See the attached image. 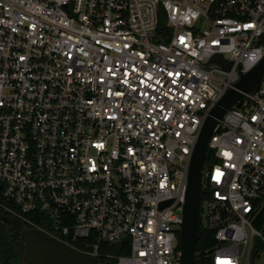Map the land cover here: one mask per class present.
<instances>
[{
	"label": "built area",
	"instance_id": "obj_1",
	"mask_svg": "<svg viewBox=\"0 0 264 264\" xmlns=\"http://www.w3.org/2000/svg\"><path fill=\"white\" fill-rule=\"evenodd\" d=\"M263 37L264 0H0V213L107 264L127 235L116 264H180L202 122ZM207 154L203 257L264 264V76Z\"/></svg>",
	"mask_w": 264,
	"mask_h": 264
},
{
	"label": "water",
	"instance_id": "obj_2",
	"mask_svg": "<svg viewBox=\"0 0 264 264\" xmlns=\"http://www.w3.org/2000/svg\"><path fill=\"white\" fill-rule=\"evenodd\" d=\"M216 63L224 71L232 68V61L225 59L221 53L210 57L208 63ZM238 79L231 84L211 106L205 116L195 145L193 147L186 180L185 199L182 206V222L177 235V246L181 252L180 264H195V244L200 238L201 198L209 191L202 188V168L207 153L209 138L218 121L223 118L232 106L239 107L244 93H253L258 89L259 81L264 76V55L247 71H242L240 64L236 66ZM17 231L18 245L23 264H97V258L88 253L72 249L38 229L24 228L14 217H9L5 210L0 213V231L7 235L6 225ZM123 241H130L127 235L115 241L111 247L108 264H116L117 256ZM199 264H203V256L199 254ZM211 264V263H209Z\"/></svg>",
	"mask_w": 264,
	"mask_h": 264
},
{
	"label": "trees",
	"instance_id": "obj_3",
	"mask_svg": "<svg viewBox=\"0 0 264 264\" xmlns=\"http://www.w3.org/2000/svg\"><path fill=\"white\" fill-rule=\"evenodd\" d=\"M159 26L162 28L165 27V19H164V13L161 9H159ZM167 31V29H164ZM264 41V37L262 39ZM209 160V155L207 154L205 156V163L206 164ZM214 241H213V237L211 235V232H207L205 231L203 228L201 230V234H200V238L196 241L195 244V252L199 251V253H201V255H204V251L206 250V248H209L213 245ZM14 252V249L12 247V244H8V242H6L5 244H1L0 243V260H3L5 258V256L9 257L11 255V253ZM110 253V245L108 244H102L100 246V253L97 259V264H107V257L106 255ZM197 260H195V264H199V259H198V263L196 262ZM203 264H204V257H203Z\"/></svg>",
	"mask_w": 264,
	"mask_h": 264
},
{
	"label": "flooded vegetation",
	"instance_id": "obj_4",
	"mask_svg": "<svg viewBox=\"0 0 264 264\" xmlns=\"http://www.w3.org/2000/svg\"><path fill=\"white\" fill-rule=\"evenodd\" d=\"M7 215L9 217H14L10 214ZM5 227L8 230V234L5 235L0 231V243L5 244L6 242H8V244H12L14 252H12L9 257L5 256L3 260H0V264H23L22 255L19 249V245L17 243L18 241L17 231L14 230L9 224L6 225Z\"/></svg>",
	"mask_w": 264,
	"mask_h": 264
},
{
	"label": "rangeland",
	"instance_id": "obj_5",
	"mask_svg": "<svg viewBox=\"0 0 264 264\" xmlns=\"http://www.w3.org/2000/svg\"><path fill=\"white\" fill-rule=\"evenodd\" d=\"M216 76L220 79H223L224 76L221 75V74H218L216 73ZM205 163V162H204ZM205 165V164H204ZM203 172H204V166H203ZM206 184H207V180L205 178V175H203L202 173V177H201V185H202V188L205 189L206 188ZM206 197L207 195L203 194L202 195V198H201V215H200V224L202 227L205 226L206 224V207H207V202H206ZM195 255H196V262L198 263V259H199V251H196L195 252ZM208 258L205 256L204 257V264H209L208 263ZM256 264H258V260H256Z\"/></svg>",
	"mask_w": 264,
	"mask_h": 264
}]
</instances>
